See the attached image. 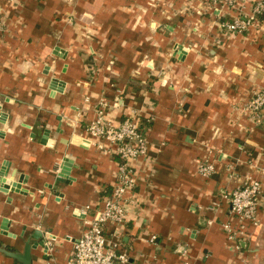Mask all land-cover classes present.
<instances>
[{
    "label": "crops",
    "instance_id": "0c3cea01",
    "mask_svg": "<svg viewBox=\"0 0 264 264\" xmlns=\"http://www.w3.org/2000/svg\"><path fill=\"white\" fill-rule=\"evenodd\" d=\"M234 15L214 0H0V171L19 185L0 191V264H22L9 252L27 243L32 264H67L86 206L111 195L120 159L85 131L102 98L150 144L129 220L106 231L130 264H264V197L244 236L220 225H238L227 196L248 177L264 196V115L241 109L264 88V18L226 34Z\"/></svg>",
    "mask_w": 264,
    "mask_h": 264
},
{
    "label": "built area",
    "instance_id": "2783aa9c",
    "mask_svg": "<svg viewBox=\"0 0 264 264\" xmlns=\"http://www.w3.org/2000/svg\"><path fill=\"white\" fill-rule=\"evenodd\" d=\"M214 2L220 5L221 10H230L235 14L232 19L219 23L224 33H242L252 27H261L260 17L264 18V0ZM247 2L251 3L249 11L246 9ZM4 28L0 17V33ZM115 104L111 105L108 100L102 98L96 108V117L87 124L85 131L92 143L102 152L113 154L120 159L117 179L111 195L104 200L103 205L93 208V212H90L89 205L86 206L84 214L89 216L85 219L84 231L75 242L73 254L67 264H130L129 253L121 249L120 229L111 235L115 240H112L106 231L111 225L121 228L129 220V205L132 203L130 193L137 186L139 163L149 159L150 144L141 129L138 117L129 115L114 122L106 116V109L114 107ZM241 109L248 112L254 122H260L264 115V88L254 90L250 100ZM209 151L212 152L211 149ZM198 169L202 176L210 177L216 171L215 162L204 160ZM227 197L231 213L239 219V223L233 225L230 222H221L220 225L226 231L228 240L233 242L245 235L247 222L259 224V208L264 197L263 183L257 178L248 177L243 184L232 188ZM156 239V235H151L148 241L154 243ZM55 240L56 236L49 234V239L44 242L47 255L53 250Z\"/></svg>",
    "mask_w": 264,
    "mask_h": 264
},
{
    "label": "water",
    "instance_id": "95a60500",
    "mask_svg": "<svg viewBox=\"0 0 264 264\" xmlns=\"http://www.w3.org/2000/svg\"><path fill=\"white\" fill-rule=\"evenodd\" d=\"M65 170L66 168L64 167L63 172H59V176L64 177V175L66 174ZM8 174L9 173L6 169H2L0 171V191L4 193H8L9 191H18L19 185L16 182H12L8 178ZM3 228H5V226H3ZM4 233H7V232H4ZM31 247H34V246H31L29 243H27L22 253L18 251H11L9 252V256L19 260L22 264H32Z\"/></svg>",
    "mask_w": 264,
    "mask_h": 264
}]
</instances>
